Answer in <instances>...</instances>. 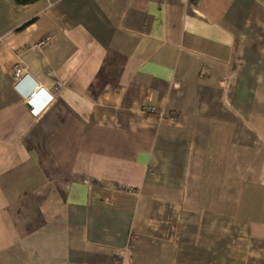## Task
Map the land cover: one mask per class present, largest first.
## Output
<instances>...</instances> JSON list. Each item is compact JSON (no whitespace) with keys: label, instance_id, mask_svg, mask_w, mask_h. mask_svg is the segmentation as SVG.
<instances>
[{"label":"crops","instance_id":"1","mask_svg":"<svg viewBox=\"0 0 264 264\" xmlns=\"http://www.w3.org/2000/svg\"><path fill=\"white\" fill-rule=\"evenodd\" d=\"M0 264H264V0H0Z\"/></svg>","mask_w":264,"mask_h":264},{"label":"built area","instance_id":"2","mask_svg":"<svg viewBox=\"0 0 264 264\" xmlns=\"http://www.w3.org/2000/svg\"><path fill=\"white\" fill-rule=\"evenodd\" d=\"M50 41H51V38L50 39H45V40H42V41H40L39 43H38V45L35 47V49H38V48H41V47H43V46H45V45H48V44H50ZM17 70H19V80H20V78L22 77V75L24 74V75H26L25 73H23V70H22V67H17ZM23 75V76H24ZM41 90V91H40ZM40 92V93H39ZM40 94H45V92H43V88H38V89H36L35 91H32V92H30L29 93V96H28V99H27V102H28V104L30 105V107H31V109H32V114L33 115H35V116H37V115H39V114H41V112L44 110V109H46V107L48 106V105H50L51 104V102L54 100V96H50V98H49V100L48 101H45V102H43V103H41L38 107H36V101L40 98ZM154 112V110H152V109H150V108H146L145 109V113H147V114H151V113H153Z\"/></svg>","mask_w":264,"mask_h":264},{"label":"trees","instance_id":"3","mask_svg":"<svg viewBox=\"0 0 264 264\" xmlns=\"http://www.w3.org/2000/svg\"><path fill=\"white\" fill-rule=\"evenodd\" d=\"M37 1H40V0H14V3L16 5L25 6V5H29V4H34Z\"/></svg>","mask_w":264,"mask_h":264},{"label":"clouds","instance_id":"4","mask_svg":"<svg viewBox=\"0 0 264 264\" xmlns=\"http://www.w3.org/2000/svg\"><path fill=\"white\" fill-rule=\"evenodd\" d=\"M41 91V90H40ZM43 92H45V90L43 89ZM40 93V92H39Z\"/></svg>","mask_w":264,"mask_h":264}]
</instances>
